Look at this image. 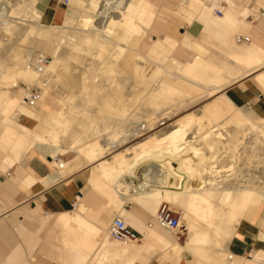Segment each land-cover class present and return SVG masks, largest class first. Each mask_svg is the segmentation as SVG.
Wrapping results in <instances>:
<instances>
[{
	"label": "bare ground",
	"instance_id": "obj_1",
	"mask_svg": "<svg viewBox=\"0 0 264 264\" xmlns=\"http://www.w3.org/2000/svg\"><path fill=\"white\" fill-rule=\"evenodd\" d=\"M36 1L24 0L22 15L18 12L22 0L16 3L13 0H0V21L20 23V19L17 21L13 18V13H20L25 16L21 18V22L26 25L27 34L29 32L31 36H37L43 49L48 40L57 50L58 54L49 61L51 66L46 67L48 77H68L71 69L78 64L86 66L87 75L85 72L74 75L79 81L77 92L80 94L75 98L76 104L72 106L68 102L58 114L47 112L41 118L47 128L45 133L22 129L23 147L28 148L35 142H42L60 154L69 149L75 150L87 165L93 167L94 183L105 189L110 196L115 197L114 192H118L124 204L133 194L140 197L139 204L142 203L148 210L157 208L158 204L160 207L163 200L173 204L188 219V222L187 219L184 220L188 223L187 228L181 231L187 232L184 249L206 263L227 264L231 255L228 244L238 225L251 212V208L260 209L264 205V175H260L261 171L256 168L258 174L253 168L250 169L254 159L259 162L264 160V119L247 118L228 97L226 88L233 79L264 65V52L252 45L245 56L241 50L242 54L236 52L234 64L228 66L225 57L218 63L216 55L206 53V49L194 43L197 56L190 62H180L168 57L165 52L151 60L138 47L139 41L145 37L141 29L147 32L155 17L156 7L149 0H69L81 14L74 19L62 12L63 20L68 23L65 26L60 25L59 21L49 25L39 22V11L29 7V3ZM219 23L221 24L218 22V25ZM64 44L67 45L65 49ZM81 51L94 56L96 54L99 62L86 54L85 63ZM111 58L118 62L120 69L128 68L123 71L126 74L123 79L110 73L119 69H114L115 62ZM58 61H62L65 66L61 67L64 70L62 72L57 70ZM144 61L153 62L157 66L148 80H145L146 72H143L147 67L141 64ZM100 70L110 73V82L106 84L116 85V90L103 91L102 86L86 84V78L91 79L96 75L99 78ZM19 74H23L28 80L39 77L28 66V61L19 70ZM133 77L145 85L143 92L136 93L132 89L124 91L127 81ZM257 81L264 84V74L259 75ZM59 91L61 93L62 90ZM69 95L59 94V98L67 102L75 97L76 92ZM111 95L121 101L127 96H137L144 103V106L140 104L142 112L147 114L140 120H133L130 117L132 108H115L105 102ZM203 99L207 102L169 122L171 113L177 114L181 109ZM91 102L99 105V112L108 113H103L100 117L97 116L99 114L93 115ZM147 102L152 107L147 106ZM23 103H26L25 99ZM111 109L117 111L111 112ZM99 118H103L102 124L96 121ZM140 122L146 123L148 130L137 137H129L132 126ZM228 126H233V129L229 130ZM239 131H242V136L237 135ZM14 132L12 128L7 129V140L13 144V139L18 137ZM18 132L20 135L21 131ZM223 141L236 145L229 149L216 145ZM237 149L241 150L240 153ZM241 154L245 156L246 163L241 162ZM226 158L230 159L228 164H232L229 168H226L224 162ZM243 165L249 167L246 174L242 173ZM260 165L257 168L262 167ZM59 167L63 168L64 165ZM225 171H229V174ZM215 175L220 178H215ZM200 178V183L196 184ZM186 181L192 183L187 182L189 186H185L188 185ZM121 192L126 196H122ZM115 195L117 196L116 193ZM223 220L225 225H219L218 222ZM156 223L158 224L157 221ZM158 226L161 227L159 224ZM173 233L174 236L153 233L149 240L159 248L173 241L175 246H172V252L178 248L176 237L180 236ZM142 248L143 245L137 243L112 245L108 246L106 255L101 257H137Z\"/></svg>",
	"mask_w": 264,
	"mask_h": 264
},
{
	"label": "crops",
	"instance_id": "obj_2",
	"mask_svg": "<svg viewBox=\"0 0 264 264\" xmlns=\"http://www.w3.org/2000/svg\"><path fill=\"white\" fill-rule=\"evenodd\" d=\"M223 1L227 6L222 5L223 15H217L214 10L219 5L218 0L168 1L169 5L173 3L177 7V13L166 0H149L156 7L151 24H155L158 15L166 12L177 14L185 24L159 22L154 27L152 41L146 44L147 52L150 49L156 51V57L151 59L142 53L155 60L165 52L168 57L186 63L196 58L194 45L197 44L210 55L221 54L230 66L234 64L236 52L242 54V51L245 56L252 45L264 52V7H258L263 17L254 23L249 19L254 15L246 12L247 9H239L236 0ZM37 2L42 9L41 12L34 7L40 13L39 22L63 20L62 3L67 5L66 12L77 14L64 0ZM217 21L221 24L218 25ZM235 33H248L252 38L239 35L249 37L250 42L238 44ZM20 69L7 67L5 76L13 77ZM263 74L264 65L250 69L242 77L233 79L226 88L228 97L252 120L264 119V84L257 81V77ZM24 98L21 100L20 91L15 89L4 87L0 90V264H58L56 260L67 264H206L194 255L189 254L192 260L183 258L185 252L188 253L184 249L185 231L176 237L179 246L172 252L173 241L162 248L151 242L149 236L153 233L163 236H174L175 233L159 227L153 211L143 204V212L152 217L150 223L137 215L139 211L134 210L137 214L129 211L120 195L122 205L118 210L127 212L125 215L130 225L142 233L137 244L143 248L137 257H101L106 255L108 246L117 245L109 235V220L114 212H118L117 202L94 183L93 167L87 165L75 150L77 155L63 159L73 151L66 150L56 157L52 149L50 154L39 146L51 148L42 142L23 147L22 129L45 133L47 128L41 118L58 109L54 102H45V109L35 111L27 102L23 103ZM38 121L44 124L40 131L36 130ZM10 128L18 136L15 137L17 140L13 139L15 145L7 140V129ZM18 131H21L20 135ZM61 164L63 168L59 167ZM64 229L66 233L62 234ZM182 235H185L184 241H181ZM228 251L231 255L227 264H264V205L245 215L228 244ZM47 257H53L54 261Z\"/></svg>",
	"mask_w": 264,
	"mask_h": 264
},
{
	"label": "rangeland",
	"instance_id": "obj_3",
	"mask_svg": "<svg viewBox=\"0 0 264 264\" xmlns=\"http://www.w3.org/2000/svg\"><path fill=\"white\" fill-rule=\"evenodd\" d=\"M19 2V0H13V3H16V2ZM73 1V0H72ZM72 1H70V3H69V6H70V8L73 10V11H75V12H77V14H75L74 12H66V10H65V8H66V6L67 5H65V4H61V7H62V9H63V12L65 13H67V15L69 16V17H71V18H79V14H81L80 13V10H78L77 8H76V6H73V2ZM86 1V0H85ZM168 1H170V0H166V2H167V5L169 6V7H171L174 11H176V13H177V7L176 6H174V4L173 3H171L172 5H169V3H168ZM237 1V7L239 8V9H247L248 11H249V13L251 14V15H254V17L251 19V18H249L250 20H252L254 23H256V22H258V21H260L261 19H262V15L260 14V10L258 9V7L259 6H263L264 7V1H259V0H236ZM20 2H21V0H20ZM24 0H22V6L20 7V10L18 11V12H21V14L22 15H24V11H23V9H24ZM176 2H178V1H176ZM251 2V5H249L248 6V4ZM252 2H253V4H252ZM12 3V2H11ZM11 3H8V5L9 4H11ZM29 7H31V8H34V7H36V8H39L38 7V2L37 3H29ZM256 5V6H255ZM224 6H227V5H224ZM40 9V8H39ZM41 10V12H42V9H40ZM79 11V12H78ZM18 12H15V13H13V15H14V19H16L17 21L19 20L20 21V23H15V22H10L9 20H2V21H5L6 23L3 25V29L1 30V33H0V47L2 48L1 50H0V90L2 89V88H8V89H10L11 88V90H16V91H20V97H21V100H22V97H25L24 96V94H25V89H24V87H25V85L26 84H33L35 81H37V79L38 78H34V79H29L28 80V78L27 77H25L23 74H19L18 72H16V74H15V76L13 75V77H6L5 76V69L7 68V67H11L12 68V70H17V69H19V68H22V66L23 65H25V62H27L28 61V54H29V51H31V50H36V51H39V52H41V53H43V54H45L47 57H48V64H47V66H51L50 64H49V61H51L52 59H53V56H55V55H57L58 54V52H57V50L53 47V46H51L50 44H49V41L47 40V42H46V47L43 49V47H42V44H41V40L37 37V36H31V33L29 34V32H28V34H27V32H26V29H27V27H25L26 25H24V24H22V20H21V18H24L25 16H22L20 13H18ZM19 16V17H18ZM257 16H259V17H257ZM65 20H61V21H59V24L60 25H62V26H65V25H68V23L65 21ZM42 23H44V24H49V23H52L53 21H50V22H45V21H41ZM159 22L160 23H164V24H168V23H174V22H177L178 24H181V25H183V24H185V21H183V20H181L180 19V17L177 15V14H175V13H161L160 15H158V17H157V19L155 20V24H151V26H149V29H148V31L146 32V31H144V30H142L141 29V32H142V35H144L145 37L144 38H142L140 41H139V43H141V44H139L138 43V47L140 48V50L145 54V55H147L149 58H151V59H154L155 57H156V55H155V53H157L156 51H152L151 49H150V51L149 52H147V45L146 44H148V41H152V34L154 33V27H156L158 24H159ZM65 24V25H64ZM176 24V23H175ZM17 25V26H16ZM14 27V28H13ZM25 27V28H24ZM5 28V29H4ZM239 35H247V36H249V37H251L252 38V36L250 35V34H248V33H235V35H234V38H235V40H236V42L238 43V44H244V43H242V42H239L238 41V36ZM21 39V40H20ZM142 41V42H141ZM8 44V45H7ZM49 44V45H48ZM20 45V46H19ZM67 47V45L66 44H64V49ZM96 50V49H95ZM2 51V52H1ZM82 52V54L84 55V62H85V60H86V57L88 56L89 58H91V56H93L92 58L95 60V61H97V62H99V57L95 54V56L94 55H92V54H90V53H88V52H83V51H81ZM6 53H8L7 55H6ZM57 53V54H56ZM206 53H208L209 54V52L206 50ZM86 54H87V56H86ZM27 55V56H26ZM214 55H216L217 56V58L218 59H216V61L219 63V60H222L221 58L223 57V56H221V54L220 55H218V54H214ZM221 56V57H220ZM19 59V60H18ZM21 59V60H20ZM111 59H113V60H111ZM110 60L114 63L115 62V59L114 58H111ZM59 60H61V59H59ZM110 61V62H111ZM111 62V63H112ZM85 63H87V61L85 62ZM149 63V64H148ZM217 63V64H218ZM27 64V63H26ZM59 64V65H58ZM58 64H57V70L59 71L60 70V72H62L61 70H63V68L61 69V67H64L65 68V66L63 65V63H62V61L60 62V61H58ZM60 64H62L61 66H60ZM141 64H143V65H145L147 68H145L144 70H143V72L145 73L144 74V78H145V80H148L149 78H151V76L153 75V73H154V71L156 70V68H157V66H155L156 64L154 63L153 64V62H149V61H144V63L142 62ZM165 64H169L168 62L166 63L165 62ZM121 65H123V64H121ZM103 66V65H102ZM144 66V67H145ZM78 67V68H77ZM77 67L75 68V67H73L72 69H71V74L68 76V77H66V76H64V75H62L63 77H65V79L63 78V77H59V79H57L56 77H52V76H50L49 78H50V81H49V87H48V89L45 91V93H44V95H43V97H42V99H41V101L37 104V105H35V106H29L31 109L33 108V110H35V111H39L40 109H45L43 106H44V104H45V102L46 103H50V102H54L56 105H57V111L56 112H52V111H49V112H51V113H54V114H57L59 111H60V109L64 106V107H66V104H68V102H69V104L68 105H74V104H76V101H75V98H76V96H78V95H80V94H78V92L77 91H79V81L76 79V78H74V75L75 76H77V74L79 75V72H85L86 73V75H87V71H85V69H86V66L85 65H82L81 64V66L78 64L77 65ZM120 67V65L118 64V62H115L114 63V69L116 70V69H118ZM127 67V66H126ZM81 68H83V69H81ZM130 68L131 67H129V70H130ZM75 69V70H74ZM77 69V70H76ZM79 69H80V71H79ZM108 69V68H107ZM126 69H128V68H126ZM126 69H124V70H122V69H118V70H116V71H112V72H110L112 75H117V78L118 79H123V77H125V70ZM64 71V70H63ZM73 71V72H72ZM124 71V72H123ZM15 72V71H14ZM99 72V78H98V76L96 75V77H93V78H91V79H87L86 78V84H93V85H98V86H102L103 88H102V90L104 91H113V89L114 90H116V88H117V86L116 85H111V86H107V84L106 83H109L110 82V78H109V76H110V73L108 72V74H107V71H103V70H100V71H98ZM9 73V72H8ZM48 75H50V74H48ZM102 75H104V77L102 76ZM121 75V76H120ZM147 75V76H146ZM102 77V78H101ZM26 78V79H25ZM56 78V79H55ZM96 78V79H95ZM148 78V79H147ZM36 79V80H35ZM55 79V80H54ZM68 79V80H67ZM59 81V82H56V81ZM65 81V83H64V81ZM103 80V81H102ZM63 81V85L61 84V82ZM71 81V82H70ZM125 81V80H124ZM56 82V83H55ZM71 83H73V84H71ZM56 84V85H55ZM58 84H60V85H62V86H60V85H58ZM65 84V85H64ZM69 84V85H68ZM55 85V86H54ZM68 87H67V86ZM74 85H76V86H74ZM58 86V87H57ZM65 87V89H64V87ZM73 86H74V88H73ZM129 87V88H128ZM57 88V90H55ZM108 88V89H107ZM144 88H145V85L144 84H141L140 82H137V79L136 78H130L128 81H127V83H126V86H124V91L126 92L127 91V89H132V91L133 92H136L137 93V91L138 92H143L144 91ZM66 89H67V91H66ZM112 89V90H111ZM55 90V91H54ZM59 90H62L61 91V93H60V91ZM58 91V92H57ZM74 93V92H76V95H75V97L73 98V99H68L67 100V102H65L64 100H61V99H59V94L61 95V96H67V97H69L70 95L69 94H72V93ZM68 94V95H67ZM134 95H132V96H130V97H126L124 100H120L118 97H116V96H114V95H111L110 97H108L107 99H105V102L106 103H110V104H112L113 106H115V108H116V106H122V107H125V108H132L133 110H132V113H131V115H130V117H132V119L134 120L135 118H136V120H137V118H139V120L140 119H142L145 115L144 114H147L146 112H142L143 110H142V106H140V104L142 105L143 104V106H144V103H142L141 102V100H140V98H138L139 99V103H138V99H137V96H134ZM208 99H211V97L210 98H207V101H208ZM206 101V99H203L201 102H199V103H197V104H193V105H191V106H189V107H187L186 109L185 108H183V109H181L177 114H172L171 113V116L169 117L170 118V120H169V122H172V121H174V119L176 120L177 118H179L180 117V115L182 116V114L184 115V114H187V113H189V112H191V111H193V110H195V109H197L200 105H202V104H204L205 102H207ZM71 102V103H70ZM94 102H91L90 104L92 105V108H93V111L94 112H92V114L93 115H97V114H99V115H97V116H99L100 117V115L102 116V114L103 113H108V112H99V110H98V104L95 102L94 104H93ZM136 104H138L137 106H135ZM147 104H149L148 102H147ZM140 106V107H139ZM147 106H149V107H152L150 104L149 105H147ZM14 108V107H13ZM135 108V109H134ZM141 108V109H140ZM129 109V110H130ZM139 109V110H138ZM77 110V109H76ZM114 109H111L110 111L111 112H115V111H117L116 109L113 111ZM96 112V113H95ZM187 112V113H186ZM133 113H134V115H133ZM142 113V115H140ZM139 114V115H138ZM104 115V114H103ZM136 115H137V117H136ZM177 115V116H176ZM102 119L103 118H99V120H96V121H100L101 122V124H102ZM204 121V120H203ZM36 125H37V128H36V130H38V131H40L43 127H44V124L42 123V122H36ZM206 124H204V126H205ZM162 127V126H161ZM161 127H159V128H161ZM229 130L230 129H233V126H228L227 127ZM235 129V128H234ZM238 129L240 130V128L238 127ZM238 136H242V131H239L238 132V134H237ZM230 144V145H229ZM217 146H224V148H233V147H235V145L233 144V143H229L228 141L226 142V141H223L222 143H219V144H216ZM234 145V146H233ZM40 147H42L45 151H47V152H49L50 154L52 153V151H53V153L55 154V155H57V156H59L60 155V153H57V152H55L53 149H52V151H51V149H47V148H45V147H43V146H41V145H39ZM49 146V145H48ZM200 146H203V145H200ZM216 146V147H217ZM213 147H215V146H213ZM69 150H71V151H73L72 149H69ZM238 150V149H237ZM239 151V153H240V151L241 150H238ZM242 154H244L245 155V153H242ZM241 154V155H242ZM75 155H77L76 154V152L75 151H73V153H69V154H67V155H64L62 158L64 159H67V158H73ZM244 155H242L243 157H242V161L241 162H245L246 163V159H245V156ZM224 159V158H223ZM223 159H222V161H223ZM244 160V161H243ZM258 160V159H257ZM229 161H230V159H228V158H226V161H224L225 162V164H226V168H229L232 164L230 163V165L228 164L229 163ZM76 161H74V163H75ZM248 162H249V160H248ZM261 162H263V165H260V164H262ZM261 162H259V161H256V159H254V162L252 161L251 162V167H250V169H252V170H255L254 172L255 173H257V171L259 170V174L260 175H264L263 173V171H264V160H261ZM255 163V164H254ZM259 163V164H258ZM258 164V165H257ZM55 165H57L56 163H55ZM75 165H76V163H75ZM75 165H74V167H75ZM175 165V167H177V165L176 164H174ZM228 165V166H227ZM262 166V167H258L257 168V166ZM246 166V165H245ZM244 165H243V171H242V173H244V174H246L247 172H249V167H245ZM68 167H69V165H68ZM257 169V171H256V169ZM246 170V171H245ZM226 172V174L228 173L229 174V171H225ZM230 173H232L231 172V170H230ZM258 174V173H257ZM256 174V175H257ZM218 175H215V178H220V177H217ZM212 178V177H211ZM214 178V177H213ZM200 181H201V178L197 181V182H195L196 184L197 183H200ZM190 184V183H192V181H186V184H188V183ZM189 184L188 185H185V186H189ZM115 193L117 194V196L115 195ZM114 196L115 197H113L114 198V200L118 203V204H116V209L118 210L120 207H121V205H122V201L119 199V195H118V192H114ZM134 197H136V198H134ZM139 198V199H138ZM130 200H131V203H132V206H133V208H131V209H129V208H127V209H129V211H131V212H133V213H135V211L134 210H137V211H139L140 212V214H137V213H135V214H137V215H139V216H141V217H143L144 218V220L146 221V220H148V222L147 223H150L151 222V219H152V217H151V215H149V214H146V213H144L143 212V209L141 208V206H139L137 203H139L140 202V197H137L135 194H133V195H130ZM129 200V201H130ZM137 202V203H136ZM162 202H166V203H169V202H167V201H161L160 202V204L162 203ZM140 204H142V203H140ZM169 204H171V203H169ZM171 206H173L174 207V209L176 210V212L177 213H179V214H181L182 215V219H183V221L185 220V219H187V218H185V215H183V213H182V210H179L176 206H174L173 204H171ZM158 207H159V204L157 205V208H155V209H151L150 211H155V212H153L154 214V217H155V215H156V212H157V210H158ZM252 210L251 211H253L254 209H256V208H251ZM125 213L128 215V213L127 212H122V211H120V210H118V212H114L113 214H112V216H111V218H110V220H109V224L111 223V221H112V219L115 217V216H117V215H119V216H121V217H123L126 221H127V223L128 224H130L129 223V221H128V219H127V217H126V215H125ZM46 222L48 221L47 219H44ZM43 221V220H42ZM186 221V220H185ZM184 221V225H185V228L184 229H186L187 228V224L188 223H186V222H188V219H187V221L185 222ZM225 221L223 220L222 222L220 221V222H218V224L219 225H221L222 226V224L223 225H225V223H224ZM221 223V224H220ZM220 232H222L221 230H220ZM66 233V230L64 229L63 231H62V234H65ZM178 234H180L181 235V232H179ZM111 240H113L112 238H111ZM185 240V235H182L181 236V241H184ZM116 244H120V245H124L123 243H120V242H115ZM126 245V244H125ZM185 255H186V257H183L184 259H186V260H192V257L189 255V253H186L185 252ZM48 259H50V260H52V261H54V259H52L53 257H47ZM56 260V259H55ZM56 262H58V264H67L65 261H58V260H56ZM206 264H209V263H206Z\"/></svg>",
	"mask_w": 264,
	"mask_h": 264
},
{
	"label": "built area",
	"instance_id": "obj_4",
	"mask_svg": "<svg viewBox=\"0 0 264 264\" xmlns=\"http://www.w3.org/2000/svg\"><path fill=\"white\" fill-rule=\"evenodd\" d=\"M65 3L69 4V0H64ZM219 5L215 8V13L217 15H223V9L221 8L222 5H224L223 0H218ZM5 24L4 21H0V33L3 29V25ZM238 41L242 43H249L250 38L247 36H238ZM48 64V57L36 50L29 51L28 54V66L32 68L34 71H36L39 75L37 81H35L33 84H26L25 89V101L28 103L29 106H35L37 105L43 95L44 92L49 87V81L50 78L46 75V67ZM148 130V127L146 123L140 122L135 123L130 133L128 134L129 137H137L139 135L144 134ZM122 194V192H121ZM122 196H126L123 195ZM125 208H131L132 203L131 201H127L124 204ZM156 221L158 224L171 231L179 233L184 228V221L182 219V215L177 213L173 206L169 203H162L160 207L158 208L157 214H156ZM109 234L110 237L120 243L124 244H130V243H138L141 238L143 237L142 233L129 225L126 220L121 216H115L110 225H109Z\"/></svg>",
	"mask_w": 264,
	"mask_h": 264
}]
</instances>
